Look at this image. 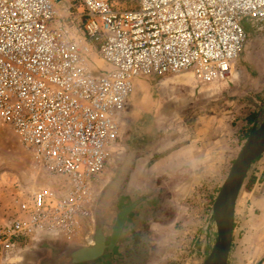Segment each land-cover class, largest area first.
Instances as JSON below:
<instances>
[{"label": "built area", "instance_id": "1", "mask_svg": "<svg viewBox=\"0 0 264 264\" xmlns=\"http://www.w3.org/2000/svg\"><path fill=\"white\" fill-rule=\"evenodd\" d=\"M250 30L264 0H0V122L48 183L14 199L0 251L82 241L135 82L224 80Z\"/></svg>", "mask_w": 264, "mask_h": 264}, {"label": "rangeland", "instance_id": "2", "mask_svg": "<svg viewBox=\"0 0 264 264\" xmlns=\"http://www.w3.org/2000/svg\"><path fill=\"white\" fill-rule=\"evenodd\" d=\"M253 34L233 74L224 80L195 83L190 75H174L166 78L171 84L143 93L147 99L133 121L140 133L146 132L143 147L136 152L142 157L141 165L130 187L134 193L129 200L122 198L121 207L140 201L129 219V226L136 228L129 252L134 255L148 248L144 264H202L214 247L215 199L248 136L264 120V35ZM161 142L167 143L168 155L190 146L187 167L169 161L160 166V174L147 172L160 158L155 151ZM123 152L113 149L102 181H98L96 213L106 202H113L116 189L123 193L120 179L125 181L127 176L128 183L135 168L125 162ZM45 184L19 138L0 122V217L9 219L20 193ZM108 193H114L113 197L107 199ZM93 230L94 221L85 230V238L73 245L21 240L13 250L0 251V264H67L58 259L59 254L92 244Z\"/></svg>", "mask_w": 264, "mask_h": 264}, {"label": "crops", "instance_id": "3", "mask_svg": "<svg viewBox=\"0 0 264 264\" xmlns=\"http://www.w3.org/2000/svg\"><path fill=\"white\" fill-rule=\"evenodd\" d=\"M249 33L253 34V31L250 30ZM239 59L240 56L236 62L240 61ZM171 76L174 75L168 74L161 77L148 76L138 79L134 84L133 92L128 101V111L121 118V135L113 148L116 151L119 148L122 149L124 151L125 162L128 165L135 166V168L133 167V172H131L132 168L130 170L128 183L125 182L127 176L125 177V181L120 179L121 182L119 184L124 188L123 193L121 194L120 189H116L115 196L117 195L120 204L123 202V199L129 200L132 197L134 192L130 187L132 186V182L137 179L138 164L141 165L142 157H138L136 152L143 147V135L146 132L141 131L140 133L138 126L133 125V121H135L138 113H140V107L143 105L144 99H147L144 96L145 89L148 90L153 89L154 86L160 87L166 85L170 83L169 81H172L166 78H170ZM180 76L189 75L180 74ZM146 81H150L153 85L148 84ZM194 82L196 83L195 80ZM120 141L121 144L119 143ZM160 148L155 151L156 154L160 155L159 160L153 163L147 172L160 174L162 172L160 166L167 165L169 161L178 162V165L182 162L185 165L184 168L187 167V153L192 150L190 146L184 145L179 147L170 155L167 154L169 151L167 143H162ZM182 158L186 160L182 161ZM158 169L159 172H157ZM102 175L98 178L99 180H96L95 187L99 186L98 181H102ZM246 181L249 184L244 183L235 205L233 240L227 264H264V154L251 165ZM151 195H155V193ZM139 202H136V204L138 203L139 205ZM3 221L4 219L1 216L0 222Z\"/></svg>", "mask_w": 264, "mask_h": 264}, {"label": "water", "instance_id": "4", "mask_svg": "<svg viewBox=\"0 0 264 264\" xmlns=\"http://www.w3.org/2000/svg\"><path fill=\"white\" fill-rule=\"evenodd\" d=\"M264 154V120L254 128L234 160L231 169L215 199L213 217L217 237L213 249L202 264H227L233 240L234 210L239 193L245 183L251 165ZM135 204L120 210L109 225L104 212L93 213L94 230L92 244L81 245L59 254L67 264H86L111 251L117 243L129 213ZM111 230L107 240V230Z\"/></svg>", "mask_w": 264, "mask_h": 264}, {"label": "flooded vegetation", "instance_id": "5", "mask_svg": "<svg viewBox=\"0 0 264 264\" xmlns=\"http://www.w3.org/2000/svg\"><path fill=\"white\" fill-rule=\"evenodd\" d=\"M119 190V189H118ZM111 197H113L112 193H108V197L107 199H110ZM138 202V201H136ZM135 204V206L133 207V210L129 213L127 221L124 224L123 230L121 232V235L117 241V243L115 244V246L113 247V249L111 251L106 250L105 255H103L102 257H100L99 259L92 261L90 263H86V264H144L146 258L149 255L148 252V248L145 247L143 252H139V249L136 250L133 254H130L129 252V246H131L132 241H134L133 235L131 234L136 233V228L129 226V219L131 217V214L134 212L135 208L138 206V203ZM132 204H128L126 206L121 207V204L119 202V199L117 197V195L114 197L113 202H111L108 205V202H106L105 205L101 206V208L99 209V212L102 211L104 212V217L106 218L107 222L109 223V225H111L114 222V219L116 217V215L118 214V212L120 210H122L123 208L130 206ZM96 207H97V201H96ZM96 211V208H95ZM129 230V233H127V231ZM111 235V230L108 228L107 230V240H109V237ZM141 251V250H140Z\"/></svg>", "mask_w": 264, "mask_h": 264}, {"label": "trees", "instance_id": "6", "mask_svg": "<svg viewBox=\"0 0 264 264\" xmlns=\"http://www.w3.org/2000/svg\"><path fill=\"white\" fill-rule=\"evenodd\" d=\"M146 260H147V258H146Z\"/></svg>", "mask_w": 264, "mask_h": 264}]
</instances>
